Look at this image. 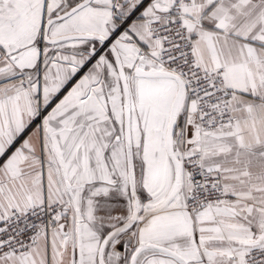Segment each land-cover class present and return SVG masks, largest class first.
<instances>
[{"label":"snow or ice","instance_id":"snow-or-ice-1","mask_svg":"<svg viewBox=\"0 0 264 264\" xmlns=\"http://www.w3.org/2000/svg\"><path fill=\"white\" fill-rule=\"evenodd\" d=\"M0 264H264V0H0Z\"/></svg>","mask_w":264,"mask_h":264}]
</instances>
